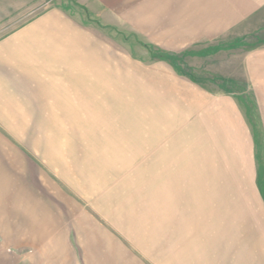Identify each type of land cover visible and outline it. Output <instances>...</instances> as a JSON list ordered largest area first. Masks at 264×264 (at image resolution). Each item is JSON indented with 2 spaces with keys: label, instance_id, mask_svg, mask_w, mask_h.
Listing matches in <instances>:
<instances>
[{
  "label": "crops",
  "instance_id": "obj_1",
  "mask_svg": "<svg viewBox=\"0 0 264 264\" xmlns=\"http://www.w3.org/2000/svg\"><path fill=\"white\" fill-rule=\"evenodd\" d=\"M79 4L102 29H129L164 54L211 55L212 77L179 68L181 88L137 100L148 105L135 116L143 129L127 151L145 157L126 160L136 171L117 175L111 191L82 202L87 208L71 192L49 196L55 229L65 230L64 263L264 264V0ZM58 14L0 41V85L9 61L32 64L41 56L56 72V49L74 45L65 33L75 30ZM238 53L246 58L231 63ZM32 70L41 78L45 68ZM229 83L249 90L234 93ZM152 103L161 104L157 114Z\"/></svg>",
  "mask_w": 264,
  "mask_h": 264
},
{
  "label": "rangeland",
  "instance_id": "obj_2",
  "mask_svg": "<svg viewBox=\"0 0 264 264\" xmlns=\"http://www.w3.org/2000/svg\"><path fill=\"white\" fill-rule=\"evenodd\" d=\"M82 2L88 0H0V41L56 12L75 29L65 33L74 45L56 49L54 74L41 56H35L32 64L9 61L7 74H2L0 264H65V230L55 229L49 196L58 199L71 192L84 205L111 191L117 175L136 171L126 162L145 157L141 151H127L131 140L139 141V127L143 129V117L135 116L148 105L137 100L181 88L179 68L199 78L212 77L211 55L181 54L171 58L174 61L161 60L153 55L159 52L157 47L129 29L106 30L89 20L80 9ZM88 46L92 51L86 53ZM244 55H233L231 63ZM41 64L45 70L39 78L40 72L32 68ZM227 85L234 93L249 90L236 83ZM149 105L157 114L161 104Z\"/></svg>",
  "mask_w": 264,
  "mask_h": 264
},
{
  "label": "trees",
  "instance_id": "obj_3",
  "mask_svg": "<svg viewBox=\"0 0 264 264\" xmlns=\"http://www.w3.org/2000/svg\"><path fill=\"white\" fill-rule=\"evenodd\" d=\"M153 55H154V57H157V58H159V59H161V60H172L171 58H173V57H176V56H174V55H169V54H164V53H162V52H158V53H153ZM154 59H156V58H154ZM172 61H174V60H172Z\"/></svg>",
  "mask_w": 264,
  "mask_h": 264
}]
</instances>
